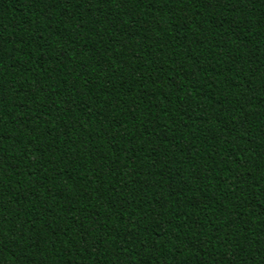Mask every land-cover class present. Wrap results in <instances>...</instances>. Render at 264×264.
<instances>
[{
  "label": "trees",
  "instance_id": "obj_1",
  "mask_svg": "<svg viewBox=\"0 0 264 264\" xmlns=\"http://www.w3.org/2000/svg\"><path fill=\"white\" fill-rule=\"evenodd\" d=\"M0 264H264V0H0Z\"/></svg>",
  "mask_w": 264,
  "mask_h": 264
}]
</instances>
